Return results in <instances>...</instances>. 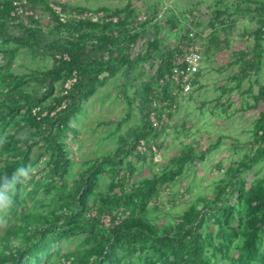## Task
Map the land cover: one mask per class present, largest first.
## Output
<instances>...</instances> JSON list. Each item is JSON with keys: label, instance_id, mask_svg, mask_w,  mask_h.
<instances>
[{"label": "trees", "instance_id": "trees-1", "mask_svg": "<svg viewBox=\"0 0 264 264\" xmlns=\"http://www.w3.org/2000/svg\"><path fill=\"white\" fill-rule=\"evenodd\" d=\"M16 1L21 2L22 14ZM235 1L238 5L230 0L210 5L215 25L207 39L206 59L230 47L229 36L239 18L259 19L257 32L264 35V0ZM204 5L201 0L190 5V18L197 17L196 10ZM133 8L129 2L124 7H100L94 11H103L107 20L76 21L74 14L93 10L68 1L0 0V54L7 63L0 68V97L7 99L0 103V195L8 202V216L1 217L7 226L0 232V264H264V85L255 99L261 106L255 111L257 118L240 161L228 169L219 165L224 175L215 182L212 198L199 197L186 212L160 226L157 221L168 214L161 198L184 182L188 169L204 162L213 146L197 151L198 144H190L167 167L152 168L150 175L134 180L148 156L154 155L140 152L138 146L142 141L147 148L152 141L158 145L160 131L153 129L150 114L155 112L159 118L167 114L169 119L173 114L176 86L168 82L162 87L160 77L172 68L180 49L167 58L159 56L158 68H148L162 47L160 26L153 24L160 11L138 21L141 15ZM40 9L50 16L48 27L34 15ZM172 12L165 17L166 24L176 26L179 43L184 44L186 25ZM201 15L193 23L199 33L204 31L200 24L206 16ZM112 17L118 22H112ZM11 27L23 29L25 36L11 35ZM153 27L155 33H150ZM221 33H225L223 40ZM21 48L32 52L34 60L49 53L51 66L28 76L16 75L11 64ZM247 60L249 72H257L256 62ZM146 71H152L151 76L139 81ZM120 74L124 78L120 92L131 109L139 102L141 121L120 134L113 153L81 164L77 174L68 144L79 133L73 123L85 113L90 96ZM30 80L37 89H26ZM129 86L135 87L133 98ZM14 94L19 99L11 100ZM43 160L44 174L37 178L34 170ZM257 166L259 170H254ZM105 176L111 181L102 192ZM55 245L67 249L54 253Z\"/></svg>", "mask_w": 264, "mask_h": 264}, {"label": "rangeland", "instance_id": "rangeland-1", "mask_svg": "<svg viewBox=\"0 0 264 264\" xmlns=\"http://www.w3.org/2000/svg\"><path fill=\"white\" fill-rule=\"evenodd\" d=\"M53 3H60L62 0H50ZM162 1V0H161ZM165 1V3H164ZM171 1V2H170ZM131 3L134 7L133 9L136 10L137 13L145 18L149 15H153V13H158L160 11V0H73L71 5L80 4L83 6H86L93 11L100 8V7H108V6H119L124 7L126 4ZM163 7L168 8H174L172 13L176 14L180 18V22L186 25L188 21H190V14L187 13V11L190 8V0H163ZM205 2V5L203 8L207 9V15L210 13V3L206 0H201V3ZM231 2H236V5H238V1L231 0ZM209 3V4H208ZM158 4V5H157ZM172 4V6H171ZM199 7V6H198ZM40 9L37 12L38 20L42 25L45 27H48L49 22H51V19H49V14L44 13ZM171 11L169 13L168 10L165 12L166 16H171ZM196 13L194 15L197 14ZM199 13V12H198ZM164 14V15H165ZM30 14H25V17H29ZM206 15V16H207ZM185 16V17H183ZM165 17L161 24H158L160 26L159 32L160 36L164 34L165 38L168 39V41L171 39L173 40V46L177 44V39L174 38V33L171 31L169 24H166ZM202 19V15L200 17ZM204 19V18H203ZM206 20V19H205ZM179 22V23H180ZM190 23H187V26ZM150 33H155L154 27L151 29H148ZM11 35L23 37L25 36V32L23 29H19L16 27H11L9 29ZM177 37V36H175ZM50 37L47 35L46 40L48 41ZM228 52L222 53L225 56H221L219 59V62L215 64L214 66H210L211 73H208L209 77L211 79L218 77V68L221 63H224L223 60L227 57ZM230 53V52H229ZM223 58V59H222ZM159 58L156 56V54H153V58L150 61L151 63L147 64L148 68H151L154 66L155 61H159ZM52 64V58L49 53H42L40 55L36 56V59L34 60L33 53L27 50L26 48H21L17 55L15 56L14 62L11 64V71L15 73L16 75H30L33 70L43 67H50ZM146 65V64H145ZM6 68V58L3 54H0V68ZM217 67V69H216ZM209 69V67H208ZM5 72V70H4ZM34 74V73H33ZM147 76H144L142 79H139V81H144L148 79V76H151L152 71L147 72ZM260 80L264 81V70L262 74H260ZM124 78L120 75L117 77H114L110 79L104 86L98 88V91L90 96L89 101L85 103V113L79 117V121L77 120L76 123H73L74 126H76L78 130V135L71 136L68 140L69 149L71 151V157L75 161L74 164V172L79 173L81 171L82 165L85 162L95 158L96 156H100L99 154L103 153H112L117 148L118 145V138L120 134L126 133L128 130L136 127L140 121V111H139V102L137 101L135 103L134 108H130L129 104L127 103V100L120 92V86L124 85ZM27 90H33L34 88L37 89L36 83L33 80H30L28 82ZM60 89V87H59ZM58 89V91H59ZM210 89H212L210 87ZM2 90V87L0 86V92ZM134 90L135 87L129 86L128 87V94L131 98L134 96ZM57 91V92H58ZM198 96L197 93L193 94V97ZM213 96L212 90L208 91L207 93L199 94L198 97H196L194 100L195 102L192 103V106H199L198 101L204 100L203 98H209L208 100H211ZM12 99H19V96L14 94L11 97ZM7 100V99H6ZM3 97H0V103L6 101ZM206 102V101H205ZM206 104V103H205ZM209 104V103H207ZM210 105V104H209ZM218 106V105H217ZM201 115H198L197 110L192 111V116H195V120H190V136L193 137L194 140L198 141L203 145H206L205 149H208L211 145L216 146L215 141L219 139V137H222V134L226 132L227 124L222 121L221 117L215 116L221 115L218 109L215 107V105L211 108L208 107H199ZM208 108V110H207ZM219 108V107H218ZM258 109V108H257ZM255 109V111H257ZM215 110L214 112L210 113L211 111ZM250 113V112H247ZM129 116V120L126 119ZM213 114V115H212ZM257 112L253 113V115L256 117ZM128 120V121H125ZM122 124H120V122ZM172 122V121H171ZM188 124V121H187ZM166 125L164 124L162 128H165ZM167 130V129H166ZM161 132V131H160ZM119 134V135H118ZM249 134L240 135L241 140H245L246 137H248ZM155 142V141H154ZM156 143V142H155ZM209 144V145H208ZM197 146V150L200 149ZM157 149L159 151V154H154V159L156 163L160 164L164 161L163 154H165V149L162 147ZM178 149H171V153L177 154ZM223 148H215L212 150V152L208 155L206 158V161L196 164L195 168L189 171L188 174H184V179L180 185H177L174 188V192L177 193L176 202H173L169 198V194L171 195V192H166L164 196L161 198V201L163 203V210L165 213H168L165 217H163L157 221V223L162 226L164 223H167L168 221H173L177 218L178 215L183 214L186 212L191 203L195 202L199 197H206L209 196L212 198L214 196L213 190L215 189V182L218 181V178L222 177L224 175V172H222L221 169L218 168L219 161L222 159ZM245 152H243L244 154ZM240 154L242 152H239V157L235 156L232 157V159L225 158V167L226 165H229V163L233 162L234 160L237 161L240 159ZM225 155V154H224ZM242 157V156H241ZM234 158V159H233ZM153 159V160H154ZM133 162H137L134 158H132ZM151 160V159H150ZM44 161L41 162L38 167L34 170L36 173V177L40 178L44 174ZM83 162V163H82ZM139 162V161H138ZM161 165V164H160ZM223 167V169H225ZM259 166L255 167L254 170H259ZM149 166H145L141 172L137 173L134 178V180L140 179V177L148 176L149 175ZM186 173V172H185ZM248 178H251V175L249 174ZM102 183L100 185L99 191L105 192L108 190L109 183L111 179L109 176H105L102 178ZM215 181V182H214ZM31 188V187H30ZM188 188V189H187ZM118 191V190H117ZM49 201V199H46V203ZM234 201V200H233ZM8 202L5 197L0 195V232L4 230V228L7 226V222L1 220V217L8 216ZM17 244V242H16ZM71 248L74 249V245H71ZM67 249V245H64L63 247H59L55 245L53 247V252L56 253L58 251L65 252Z\"/></svg>", "mask_w": 264, "mask_h": 264}, {"label": "crops", "instance_id": "crops-1", "mask_svg": "<svg viewBox=\"0 0 264 264\" xmlns=\"http://www.w3.org/2000/svg\"><path fill=\"white\" fill-rule=\"evenodd\" d=\"M67 0H62L60 2H64ZM198 0H190V5L196 3ZM208 1L209 5H215L216 3L220 2L221 0H206ZM231 1V0H230ZM171 2V1H170ZM165 3V1H164ZM109 8H118L119 6H108ZM174 10V8H173ZM212 13V12H211ZM170 17V16H169ZM206 19V20H205ZM259 19L255 18H239L235 23L236 26L232 29L230 34V42L231 45L228 49H224L219 53H216L214 56L209 57L208 59L204 56V51L206 49L207 43L204 45L203 48V61L200 67V71L194 78L193 83V90L189 94H182V93H174L176 97L175 106L172 110V115L169 121V124H165L166 127L162 128L159 135V139L157 141L158 147H163L165 149V154L163 157L165 158L163 162L160 164L156 163L153 154L149 155V161L145 166H149L150 169L154 168L155 171H159L160 168L167 167L169 161L179 155L184 147L189 146L190 144H198L200 146L199 140L196 141L193 137L190 136V120H195V116H192V111L195 109L198 111V115H201L199 107H208L212 108L214 105L218 109L217 111L220 112L221 115H216L217 117H221L222 121L225 122L229 126L227 127L226 132L222 134V137H219L215 141L217 144L219 141V145L213 146L211 145L212 149L210 152L207 153L208 155L214 150L215 148H223L224 154H222V159L219 161L217 165L219 167L222 164V167H225V158L232 159V157L238 156L239 152L240 159L243 156V144L248 141V137L245 140H241L240 135L249 134L254 127V121L257 118L253 115L255 113V109L261 106V103L255 101L257 95L259 93L260 88L264 85V81L260 80V74H262L264 70V35H258V27H259ZM202 21V20H201ZM203 21L205 23H203ZM202 23L200 24V28L203 30L208 27H211L213 24L210 18V13L207 16H204ZM170 23V22H169ZM170 29L174 33V38L177 39L179 42V36H176V33L179 31L176 26L171 27ZM218 24H216V28H219ZM233 27V26H232ZM226 28V27H224ZM227 33L226 35H228ZM160 36V35H159ZM225 38V33H221L220 40ZM159 39L161 40V49L156 53V56L167 58L169 54H173L172 51H176L173 49V40H169L165 38L164 34H162ZM242 51V52H241ZM228 52L227 57L225 58L224 63H221L218 68V77L211 79L208 73H211L210 66H214L219 62V58L221 56H225L222 53ZM230 52V53H229ZM247 53L248 57L246 59L242 58V54ZM223 59V58H222ZM247 59L252 60L251 62H256L259 66L257 72H252L246 68L247 66L244 64L245 61L248 63ZM159 60V59H158ZM242 62L238 64V62ZM209 67V69H208ZM217 69V67H216ZM210 87L212 89H210ZM212 90L213 96L211 100L209 98H203L204 100L198 101L199 106H192V103L195 102V98L199 96V94L207 93L208 91ZM197 93L198 96L193 97V94ZM206 101V102H205ZM206 103V104H205ZM209 103V104H207ZM218 105V106H217ZM219 107V108H218ZM207 108V110H208ZM215 110L211 111L210 113L214 112ZM250 112V113H247ZM213 115V114H212ZM172 121V122H171ZM188 121V124H187ZM167 129V130H166ZM186 131V132H184ZM209 145V144H208ZM118 146V145H117ZM206 145L201 144L197 151H207L205 149ZM160 148V149H161ZM178 149L177 154L171 153V149ZM187 148V147H186ZM115 151V150H114ZM113 153V152H112ZM148 153V152H146ZM106 154V153H103ZM150 154V153H149ZM206 157V158H207ZM150 159H152L150 161ZM154 159V160H153ZM234 159V158H233ZM239 160L233 161L226 165L225 169L230 168L232 165L238 163ZM206 161V160H205ZM140 163V162H139ZM137 163V166L139 165ZM142 163V162H141ZM143 164V163H142ZM195 168V167H193ZM190 169H188L187 173ZM191 172V171H190ZM151 172H149L150 175ZM146 177V176H143ZM215 182V181H214ZM215 184V183H214ZM172 190H167L171 192L169 194V198L172 199L173 197L176 198L177 193L174 192V188ZM188 189V188H187ZM178 197V195H177ZM173 201V200H172ZM176 202V201H173Z\"/></svg>", "mask_w": 264, "mask_h": 264}, {"label": "built area", "instance_id": "built-area-1", "mask_svg": "<svg viewBox=\"0 0 264 264\" xmlns=\"http://www.w3.org/2000/svg\"><path fill=\"white\" fill-rule=\"evenodd\" d=\"M26 0H24L25 3ZM68 2H72L73 0H67ZM15 6L17 7V10L20 14L23 13V9L21 7V2L16 1ZM54 9L57 12H60L61 9L57 6H54ZM167 7H163L162 10L158 13L156 20L153 22V24L158 23L161 24L164 17L165 12L167 11ZM199 15H207V9L206 8H199L198 9ZM32 14V13H30ZM36 18H39L37 13L34 14ZM198 15V16H199ZM197 17L190 18V21L187 23H190L187 26L186 23V37L188 41L184 44H181L177 42L176 45H172L173 49L176 50V48L180 49L178 53H175L173 58V66L167 73H163L160 77V85L163 87L166 83L170 82L176 86L174 93H182V94H189L193 90V83L194 78L200 71V67L203 61V48L204 45L207 43L208 36L211 32V30H207L206 28L203 29L204 31L200 32L197 28L193 27V23L196 22ZM23 17V16H22ZM74 19L76 21L81 20H90L94 22H103L107 20L108 16L103 11H85L84 13L74 14ZM50 19V17H49ZM112 22L117 23L118 18L112 17L110 19ZM138 21H144L143 17L139 16ZM173 44V43H172ZM143 45V44H142ZM138 48V46H136ZM135 48L133 50V53L135 55L138 54L139 49ZM67 58V57H66ZM159 61H155L154 66L159 67ZM76 81V79H73L72 81L68 82L66 84V88H70V86ZM150 121L152 123L154 130H161L162 126L164 124H169V117L167 114H163L161 118L157 116L155 112H152L150 114ZM138 150L142 153L145 152H152L154 154H159V151L157 149V145L155 142L152 141L150 148H147L144 141L141 142V144L138 146ZM121 219V215H119L116 218V223H119ZM105 223L108 225L111 221V218L109 216L104 218Z\"/></svg>", "mask_w": 264, "mask_h": 264}, {"label": "clouds", "instance_id": "clouds-1", "mask_svg": "<svg viewBox=\"0 0 264 264\" xmlns=\"http://www.w3.org/2000/svg\"><path fill=\"white\" fill-rule=\"evenodd\" d=\"M150 145H151V144H150ZM148 153H152V152H148ZM20 171H21V172H24L25 170H24V169H21Z\"/></svg>", "mask_w": 264, "mask_h": 264}]
</instances>
